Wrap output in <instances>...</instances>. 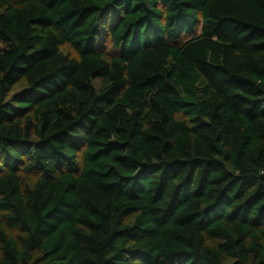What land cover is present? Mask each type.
Segmentation results:
<instances>
[{"label":"trees","instance_id":"obj_1","mask_svg":"<svg viewBox=\"0 0 264 264\" xmlns=\"http://www.w3.org/2000/svg\"><path fill=\"white\" fill-rule=\"evenodd\" d=\"M0 264H264V0H0Z\"/></svg>","mask_w":264,"mask_h":264},{"label":"rangeland","instance_id":"obj_2","mask_svg":"<svg viewBox=\"0 0 264 264\" xmlns=\"http://www.w3.org/2000/svg\"><path fill=\"white\" fill-rule=\"evenodd\" d=\"M61 50H62L63 53L68 54L70 56H74L76 54L75 51L69 45H64L61 48ZM21 87L22 86H20V85L16 86L14 91H16V89H19ZM9 232L12 233V234L18 233V231L16 229H10Z\"/></svg>","mask_w":264,"mask_h":264}]
</instances>
